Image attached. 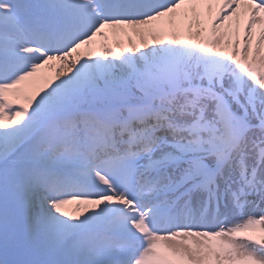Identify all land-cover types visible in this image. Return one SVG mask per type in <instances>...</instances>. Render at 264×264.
Segmentation results:
<instances>
[{
  "label": "snow or ice",
  "instance_id": "snow-or-ice-1",
  "mask_svg": "<svg viewBox=\"0 0 264 264\" xmlns=\"http://www.w3.org/2000/svg\"><path fill=\"white\" fill-rule=\"evenodd\" d=\"M0 264H264V0H0Z\"/></svg>",
  "mask_w": 264,
  "mask_h": 264
},
{
  "label": "bare ground",
  "instance_id": "bare-ground-1",
  "mask_svg": "<svg viewBox=\"0 0 264 264\" xmlns=\"http://www.w3.org/2000/svg\"><path fill=\"white\" fill-rule=\"evenodd\" d=\"M113 36V34H112ZM111 38V39H110ZM134 39H136V42H138L139 44V39L136 38V37H133ZM109 39L111 40V42L114 43V45L112 47H115L117 49V51H119L120 49V45H118L114 39V36L113 38L111 37V35H109ZM121 39L124 41V42H128V38L126 36H121ZM53 64L56 65V67H51V66H46L45 69H43V71L49 76V77H55V74H56V71L58 70V65H59V62H53ZM51 69V70H50ZM75 212L78 210V207L76 206L75 207ZM80 210H87V206H80Z\"/></svg>",
  "mask_w": 264,
  "mask_h": 264
},
{
  "label": "rangeland",
  "instance_id": "rangeland-1",
  "mask_svg": "<svg viewBox=\"0 0 264 264\" xmlns=\"http://www.w3.org/2000/svg\"><path fill=\"white\" fill-rule=\"evenodd\" d=\"M109 35H111V37L113 38L111 32L109 33ZM110 39H111V38H110ZM110 39H109V43H110L111 46H113L114 43L111 42ZM128 43H129V42H124V41H123V46L127 47V46H128ZM137 44H138V42H137ZM50 70H51V69H50ZM42 72L45 73L43 70H42ZM76 206H77L76 204H69V205H66V206H65V209H64V210L67 211V212L70 213V214H78V210H77L76 212H75V210H74ZM81 211H84V210H81Z\"/></svg>",
  "mask_w": 264,
  "mask_h": 264
}]
</instances>
